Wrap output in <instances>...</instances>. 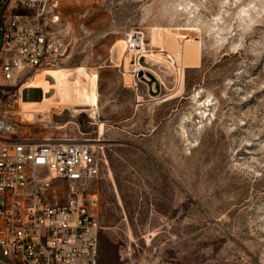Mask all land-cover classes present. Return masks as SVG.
<instances>
[{
  "label": "rangeland",
  "instance_id": "rangeland-1",
  "mask_svg": "<svg viewBox=\"0 0 264 264\" xmlns=\"http://www.w3.org/2000/svg\"><path fill=\"white\" fill-rule=\"evenodd\" d=\"M58 16L64 56L23 87L17 130L93 141L98 264H264V0H58Z\"/></svg>",
  "mask_w": 264,
  "mask_h": 264
},
{
  "label": "built area",
  "instance_id": "built-area-1",
  "mask_svg": "<svg viewBox=\"0 0 264 264\" xmlns=\"http://www.w3.org/2000/svg\"><path fill=\"white\" fill-rule=\"evenodd\" d=\"M58 19V0H0V264H98L97 198L84 193L100 173L93 141L34 142L17 130L23 87L64 56ZM142 39L126 42L132 73Z\"/></svg>",
  "mask_w": 264,
  "mask_h": 264
},
{
  "label": "crops",
  "instance_id": "crops-1",
  "mask_svg": "<svg viewBox=\"0 0 264 264\" xmlns=\"http://www.w3.org/2000/svg\"><path fill=\"white\" fill-rule=\"evenodd\" d=\"M46 76H48V75H45V76H44L45 79H46ZM35 88L39 89V90L42 92L43 96H42L41 99L36 100V101H33V102L41 101L42 99H44V98L46 97L45 94H46L47 92H50L51 90H53V92H54V89H53L52 87H50V88L47 89V90H44L41 86H40V87H35ZM52 95H53V93H52ZM52 95H51V96H52ZM51 96H50V97H51ZM100 122H101V121H100ZM90 124H91V125H97V124H96V121H94V119L91 120ZM97 133H98V131H97ZM93 140H94V139H93Z\"/></svg>",
  "mask_w": 264,
  "mask_h": 264
},
{
  "label": "bare ground",
  "instance_id": "bare-ground-1",
  "mask_svg": "<svg viewBox=\"0 0 264 264\" xmlns=\"http://www.w3.org/2000/svg\"><path fill=\"white\" fill-rule=\"evenodd\" d=\"M133 37V36H132ZM132 37H130L129 39H132ZM128 39V40H129ZM126 42H127V40H126ZM126 42H125V47H126ZM138 46H140V47H143V45H142V40H141V42L140 43H138ZM131 52V51H130ZM133 56V55H132ZM19 113H20V108H19Z\"/></svg>",
  "mask_w": 264,
  "mask_h": 264
},
{
  "label": "water",
  "instance_id": "water-1",
  "mask_svg": "<svg viewBox=\"0 0 264 264\" xmlns=\"http://www.w3.org/2000/svg\"><path fill=\"white\" fill-rule=\"evenodd\" d=\"M0 45H1V34H0Z\"/></svg>",
  "mask_w": 264,
  "mask_h": 264
}]
</instances>
